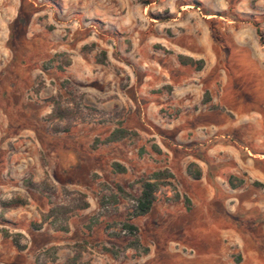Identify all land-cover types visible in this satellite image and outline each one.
Returning a JSON list of instances; mask_svg holds the SVG:
<instances>
[{"label": "rangeland", "instance_id": "rangeland-1", "mask_svg": "<svg viewBox=\"0 0 264 264\" xmlns=\"http://www.w3.org/2000/svg\"><path fill=\"white\" fill-rule=\"evenodd\" d=\"M46 179L54 203L86 195L67 231L31 225ZM2 226L26 248L0 233V264H264V0H0Z\"/></svg>", "mask_w": 264, "mask_h": 264}, {"label": "trees", "instance_id": "trees-1", "mask_svg": "<svg viewBox=\"0 0 264 264\" xmlns=\"http://www.w3.org/2000/svg\"><path fill=\"white\" fill-rule=\"evenodd\" d=\"M177 59L180 64L182 65H191L195 66L196 69H200L203 64L202 59H194L190 56H186L183 54H178ZM70 61L66 62V65H69ZM57 114V111L54 112ZM62 112H58V115L61 116ZM128 131L124 128H117L114 132L111 133L108 141L110 140H117L125 135H127ZM112 167L114 170L123 172L125 171L124 166L119 164L118 162H113ZM187 171L190 175L194 178H198L200 176L199 169H193L192 164L188 165ZM172 176L170 172L167 170H158L152 172L148 177L141 180V190L138 196L134 198V205L132 206L130 212L128 213L125 220L121 223L120 230H126V232L132 236V240L130 241L131 245H140L139 237L137 236L138 228L132 222V219L143 216L147 214L156 200V193L160 187V185H171V182L167 181L166 178ZM28 185L33 188H36L40 192H42L48 199V201L53 204L48 211L43 214L41 222H32L31 225L34 229H40L43 222H49L56 230H68L67 220L72 212L84 209L88 207V201L86 200V195L83 192L74 191L76 195V203L73 205L68 204H61V203H54L52 201V197L54 195L53 186L51 183L46 179L42 183L38 184L32 181H27ZM232 185H234L232 183ZM120 189V188H119ZM186 207L189 208L190 201L188 198L185 197ZM0 233L4 237H10L14 246L18 250L25 249L26 245L21 243L22 234L20 232H10L5 227H0ZM108 250V248H106ZM109 251V250H108ZM144 251H147L144 248ZM78 256H74L66 261L65 264H78Z\"/></svg>", "mask_w": 264, "mask_h": 264}, {"label": "crops", "instance_id": "crops-1", "mask_svg": "<svg viewBox=\"0 0 264 264\" xmlns=\"http://www.w3.org/2000/svg\"><path fill=\"white\" fill-rule=\"evenodd\" d=\"M74 65H75V59H72V60H71V63H70V66L73 67ZM190 164H191V163H188V164H187V166H186V171H187L188 165H190ZM187 172H188V171H187ZM188 174H189V173H188ZM200 174H201V173H200ZM191 176H192V175H191ZM192 177H193V176H192ZM140 190H141V189H140ZM187 198H188V197H187ZM188 199H189V198H188ZM184 200H185V199H184ZM189 201H190V199H189ZM155 202H156V200H155ZM155 202H154V203H155ZM154 203H153V206H154ZM153 206H152V208H153ZM86 208H87V207H86ZM152 208H151V209H152ZM84 209H85V208H84ZM191 219L193 220L194 218L191 217ZM36 230H39V229H36ZM25 248H26V247H25ZM67 260H68V258H67L66 260H64V262H66Z\"/></svg>", "mask_w": 264, "mask_h": 264}]
</instances>
